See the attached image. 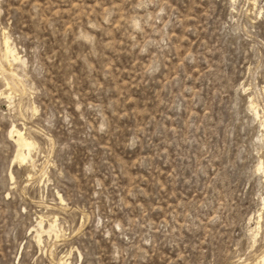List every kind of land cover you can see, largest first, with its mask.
Wrapping results in <instances>:
<instances>
[{
	"label": "rangeland",
	"instance_id": "rangeland-1",
	"mask_svg": "<svg viewBox=\"0 0 264 264\" xmlns=\"http://www.w3.org/2000/svg\"><path fill=\"white\" fill-rule=\"evenodd\" d=\"M0 264H264V0H0Z\"/></svg>",
	"mask_w": 264,
	"mask_h": 264
},
{
	"label": "bare ground",
	"instance_id": "bare-ground-1",
	"mask_svg": "<svg viewBox=\"0 0 264 264\" xmlns=\"http://www.w3.org/2000/svg\"><path fill=\"white\" fill-rule=\"evenodd\" d=\"M4 45H5V51L6 52H4V53H6V55L8 56V57H11L13 60H16V56H15V54L14 53H12L11 52V50L9 49V47L7 46V43L5 42L4 43ZM7 57V58H8ZM5 58V57H4ZM9 65V64H8ZM10 67V66H9ZM12 134H15V136L17 137V141H18V143H20L21 144V146H23V147H25L27 150H29V148L31 147V144L30 143H28L25 139H24V137H22V135L20 134V132H18L17 130H13L12 132H11ZM10 133V134H11ZM21 160H24V157H22L21 156Z\"/></svg>",
	"mask_w": 264,
	"mask_h": 264
}]
</instances>
